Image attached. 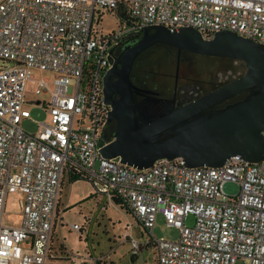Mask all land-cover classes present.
<instances>
[{
	"label": "built area",
	"instance_id": "built-area-1",
	"mask_svg": "<svg viewBox=\"0 0 264 264\" xmlns=\"http://www.w3.org/2000/svg\"><path fill=\"white\" fill-rule=\"evenodd\" d=\"M107 12L122 20L111 35L101 29ZM156 26L193 29L204 40L233 32L264 46V0H0V61L13 63L0 67V264L53 257L68 173L88 180L110 204L120 202L147 237L145 244L132 238L133 248L153 246L157 264H264L263 161L234 157L222 168H189L183 158L161 159L139 171L100 154L111 143L104 138L111 109L103 88L114 53ZM34 70L56 75L52 90ZM42 93L48 102L37 99ZM37 107L49 121L29 134L22 123ZM226 182L238 184L236 196L224 194ZM10 196L20 207L18 226L3 224ZM158 216L179 231L178 240L156 238Z\"/></svg>",
	"mask_w": 264,
	"mask_h": 264
},
{
	"label": "water",
	"instance_id": "water-1",
	"mask_svg": "<svg viewBox=\"0 0 264 264\" xmlns=\"http://www.w3.org/2000/svg\"><path fill=\"white\" fill-rule=\"evenodd\" d=\"M154 46L178 51L176 83L183 52L240 62L244 69L204 97H199L201 85L185 89L191 93L188 104L186 99L140 90L132 81L136 60ZM103 89L111 109L108 124L115 126L113 140L100 150L107 160L119 158L139 171L161 159L183 158L189 168H222L234 157L264 162V46L251 39L222 32L204 40L193 29L172 33L164 27L146 28L114 61ZM237 97L241 98L221 107ZM140 229H135L137 235Z\"/></svg>",
	"mask_w": 264,
	"mask_h": 264
},
{
	"label": "rangeland",
	"instance_id": "rangeland-1",
	"mask_svg": "<svg viewBox=\"0 0 264 264\" xmlns=\"http://www.w3.org/2000/svg\"><path fill=\"white\" fill-rule=\"evenodd\" d=\"M98 20L99 16H96V21ZM101 22V29L107 35L117 33L122 24L121 18L110 12L101 15ZM12 65L13 63L0 61V67ZM33 76L36 80L45 79L51 85L50 90L53 89L56 78L54 73L34 70ZM236 76L239 74L230 77L235 78ZM219 78L224 79L221 76ZM37 99L48 102L50 94L42 93ZM29 110L32 117L30 120L23 121L22 126L31 134L37 131L36 123L48 122L49 119L42 107L29 108ZM222 189L224 194L230 198L239 192L238 184L231 182H226ZM88 194L93 197L84 202L83 197ZM95 195H98L97 192L87 180H82L75 185L66 180L60 207L65 225L57 227L58 241L54 243V254L47 264H157V252L153 246L140 245L138 251L133 248L132 237L140 244L147 242L144 232H140L141 238L135 236L134 232L131 238L125 237L126 227L134 223L130 214L115 202L109 205L101 196L95 197ZM13 200L14 196L8 199L4 226H18L20 223V218L14 214L18 213L20 207ZM80 203L81 205H78ZM87 219L92 220L90 230L86 227ZM193 222V217H189L187 225L192 226ZM75 225L84 228L81 229L82 234L73 229ZM156 225L154 235L157 239L164 238L169 241L179 239V231L175 228H168L161 216H158ZM236 264L245 263L240 260Z\"/></svg>",
	"mask_w": 264,
	"mask_h": 264
},
{
	"label": "flooded vegetation",
	"instance_id": "flooded-vegetation-1",
	"mask_svg": "<svg viewBox=\"0 0 264 264\" xmlns=\"http://www.w3.org/2000/svg\"><path fill=\"white\" fill-rule=\"evenodd\" d=\"M122 16L124 15H121V17ZM140 36L141 35L134 36V38H136L135 42L139 40L138 38ZM127 47H129V45H126L125 40L119 44L113 56L114 61L124 54ZM175 54H177L178 58V51L172 49V47L154 46L146 51L141 57H138L133 68L134 74H141L145 69L151 68L156 69V71L161 74L170 73L171 75H174V84L172 85H139V89L143 91H155L156 93L162 94L164 96L176 97L178 101L186 99L189 104L191 93L190 91L186 93L185 89H191V87L201 85L204 90L201 92L199 97H204L211 92L220 89L223 86L224 82H226V80L218 81L215 74H210V72H208L212 68L218 66V64H215L214 62H217L216 59L219 58L214 59L213 57H204L203 55L183 52L180 58L178 83H176L175 76L177 74V66L176 63L174 64L173 60L175 58ZM219 67L220 66H218V68ZM240 98L241 97H237L235 99L228 100L221 107L227 106L231 103H235Z\"/></svg>",
	"mask_w": 264,
	"mask_h": 264
},
{
	"label": "trees",
	"instance_id": "trees-1",
	"mask_svg": "<svg viewBox=\"0 0 264 264\" xmlns=\"http://www.w3.org/2000/svg\"><path fill=\"white\" fill-rule=\"evenodd\" d=\"M135 41H136V38L130 37L129 39H127L125 41V43H126V45L130 46L132 44H135L136 43ZM174 57L175 58L173 60H174V64H175L177 54H175ZM216 61L217 62H214V63L218 64V66H220V67L219 68H218V66L214 67L208 72H210V74H215L218 81H225L230 76H233V75L235 76V75L240 74L239 69H244L243 68L244 64L240 63V62H233L231 64V62L228 59H216ZM244 71L246 72V70H244ZM219 76H221L224 79L223 80L220 79ZM132 81L135 84L140 85V86H151V85L165 86V85L174 84V75H171L170 73L161 74V73H158L156 71V69L149 68V69H145L141 74L140 73L139 74L132 73ZM114 133H115V126L113 124H111L108 126V128L104 134V138L107 140V142H111L113 140ZM80 178H73V180H71V181L76 182V181L81 180ZM114 202L116 204H120V202L118 200H114Z\"/></svg>",
	"mask_w": 264,
	"mask_h": 264
},
{
	"label": "crops",
	"instance_id": "crops-1",
	"mask_svg": "<svg viewBox=\"0 0 264 264\" xmlns=\"http://www.w3.org/2000/svg\"><path fill=\"white\" fill-rule=\"evenodd\" d=\"M73 178H80V176H78V175H76V174H74V173H68L67 175H66V177H65V180L63 181V190H64V185H65V182H66V180H68V181H70V182H72L71 180H73ZM81 180H79V181H76V182H74L73 181V183H74V185L75 184H77V183H79L80 181H82V180H86V179H84V178H80ZM88 181V180H87ZM89 182V181H88ZM90 183V182H89ZM91 184V183H90ZM92 185V184H91ZM92 194V193H91ZM90 194V195H91ZM90 195L88 194V195H86V196H84L83 198L85 199L84 200V202L85 201H88V200H91L92 199V197L93 196H91L90 197ZM90 197V198H88V199H86L87 197ZM98 196H101L104 200H105V202H107L109 205H113V204H110V202H108L107 200H106V198H105V196H102V195H95V197H98ZM82 198V199H83ZM78 205H81V203L80 204H78ZM60 207H61V199H60V203H59V207H58V211H57V217H58V221H56V224H55V227H54V238H55V241H58V234H57V227H64V225H65V223H64V218H63V216H62V212H61V209H60ZM65 211H67V210H65ZM133 218V217H132ZM130 224H135V221H134V223H130ZM129 224V225H130ZM128 225V226H129ZM86 226H87V228L90 230V228L92 227V220L90 221L89 219H87L86 220ZM128 226L126 227L127 229H126V235H125V237L127 236V235H129V236H131L132 237V233L130 232V230H129V232H128ZM135 228L137 229V228H139L136 224H135ZM135 233V232H134ZM82 234V233H81ZM137 234L135 233V236H136ZM138 236V238H141V234H140V232H139V235H137ZM133 238V237H132Z\"/></svg>",
	"mask_w": 264,
	"mask_h": 264
}]
</instances>
